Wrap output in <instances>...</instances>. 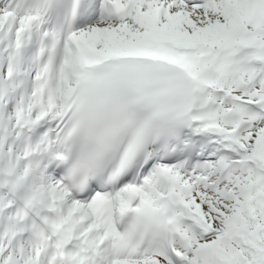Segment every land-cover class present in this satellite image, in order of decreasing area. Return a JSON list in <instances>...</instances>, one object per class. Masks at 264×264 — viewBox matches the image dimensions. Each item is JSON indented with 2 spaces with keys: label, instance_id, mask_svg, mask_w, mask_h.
<instances>
[{
  "label": "snow or ice",
  "instance_id": "1",
  "mask_svg": "<svg viewBox=\"0 0 264 264\" xmlns=\"http://www.w3.org/2000/svg\"><path fill=\"white\" fill-rule=\"evenodd\" d=\"M0 264H264V0H0Z\"/></svg>",
  "mask_w": 264,
  "mask_h": 264
}]
</instances>
